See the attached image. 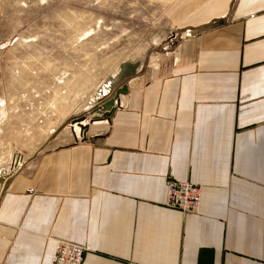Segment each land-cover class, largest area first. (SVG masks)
Wrapping results in <instances>:
<instances>
[{"label": "crops", "instance_id": "crops-1", "mask_svg": "<svg viewBox=\"0 0 264 264\" xmlns=\"http://www.w3.org/2000/svg\"><path fill=\"white\" fill-rule=\"evenodd\" d=\"M173 52L88 138L38 154L0 195V264H264V0H171ZM201 186L198 212L165 180Z\"/></svg>", "mask_w": 264, "mask_h": 264}, {"label": "rangeland", "instance_id": "rangeland-1", "mask_svg": "<svg viewBox=\"0 0 264 264\" xmlns=\"http://www.w3.org/2000/svg\"><path fill=\"white\" fill-rule=\"evenodd\" d=\"M169 2L0 0V195L38 154L91 136L115 90L173 52Z\"/></svg>", "mask_w": 264, "mask_h": 264}, {"label": "built area", "instance_id": "built-area-1", "mask_svg": "<svg viewBox=\"0 0 264 264\" xmlns=\"http://www.w3.org/2000/svg\"><path fill=\"white\" fill-rule=\"evenodd\" d=\"M176 35H173V39ZM111 91H105L107 98ZM201 186L191 181L165 180L164 206L179 210L183 214L196 213L200 207ZM88 245L78 244L71 240L57 239L50 264H81L84 253L88 251Z\"/></svg>", "mask_w": 264, "mask_h": 264}, {"label": "water", "instance_id": "water-1", "mask_svg": "<svg viewBox=\"0 0 264 264\" xmlns=\"http://www.w3.org/2000/svg\"><path fill=\"white\" fill-rule=\"evenodd\" d=\"M127 90V84L123 83L120 87L115 90L114 96L103 103L102 108L106 111L107 115H110L115 110L114 102L118 103L119 96L126 94Z\"/></svg>", "mask_w": 264, "mask_h": 264}, {"label": "bare ground", "instance_id": "bare-ground-1", "mask_svg": "<svg viewBox=\"0 0 264 264\" xmlns=\"http://www.w3.org/2000/svg\"><path fill=\"white\" fill-rule=\"evenodd\" d=\"M167 3L170 1V0H165ZM57 92V91H56ZM54 93L55 95H54V98L52 99L53 101H51V104L52 105H54V103L57 101V100H59L60 99V97H59V95H58V93ZM65 97V96H64ZM92 123V122H91ZM82 125V124H81ZM46 126V125H45ZM51 126V123L49 122V123H47V126H46V128L47 129H49V127ZM41 129V128H40ZM73 131L74 132H79V125H78V123L77 124H73ZM79 133H81V132H79ZM4 155H8V153H6V154H4Z\"/></svg>", "mask_w": 264, "mask_h": 264}]
</instances>
